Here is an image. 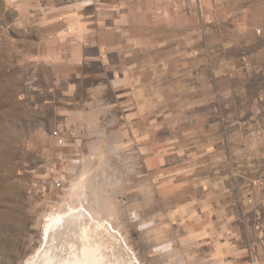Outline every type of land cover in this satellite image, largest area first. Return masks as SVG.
<instances>
[{
  "label": "rangeland",
  "instance_id": "374dc122",
  "mask_svg": "<svg viewBox=\"0 0 264 264\" xmlns=\"http://www.w3.org/2000/svg\"><path fill=\"white\" fill-rule=\"evenodd\" d=\"M5 1L0 210L17 209L19 220L16 233L0 229V250L5 237L16 241L15 259L0 252V264H170L156 247L170 235V207L185 200L165 191L222 193L237 207L240 243L264 264V0H165L133 53L132 128L119 134L125 120L105 119L108 133L82 134L92 147L82 151L48 102L59 99L51 69L6 25Z\"/></svg>",
  "mask_w": 264,
  "mask_h": 264
},
{
  "label": "crops",
  "instance_id": "0c3cea01",
  "mask_svg": "<svg viewBox=\"0 0 264 264\" xmlns=\"http://www.w3.org/2000/svg\"><path fill=\"white\" fill-rule=\"evenodd\" d=\"M166 3L5 1L7 13L13 11L6 25L18 29L24 44L29 42L32 59L52 71L49 86L59 99L48 102L54 103L64 132L76 137V150L92 148L87 147L90 143L82 144V134L108 133L110 123L105 119L125 120L119 134L132 128L135 116H128L131 109H126L124 102L129 95L133 53L149 42L151 21L164 14ZM142 163L148 171V183L138 191L145 204L151 194L150 160L143 158ZM170 192L159 196L185 201L171 206L166 214L164 225L170 235L156 247L166 260L172 264H256L251 249L240 243L239 224L231 217L237 214V207L222 193Z\"/></svg>",
  "mask_w": 264,
  "mask_h": 264
},
{
  "label": "bare ground",
  "instance_id": "6f19581e",
  "mask_svg": "<svg viewBox=\"0 0 264 264\" xmlns=\"http://www.w3.org/2000/svg\"><path fill=\"white\" fill-rule=\"evenodd\" d=\"M17 209L10 208V209H2L0 210V229L8 230L11 233H16L17 231V221L18 219ZM60 216H56L51 219L52 222H58L60 220ZM18 219V220H17ZM50 223L46 227V234L49 233ZM13 238L5 237L1 240L2 248L0 250L1 254L6 255L9 259H15L16 253L15 250V242L12 241ZM44 256V255H43ZM48 256V255H47ZM50 258V257H48ZM47 259V258H46ZM45 259V260H46ZM52 260V259H50ZM48 260V261H50ZM47 261H45L46 263ZM50 264V263H49Z\"/></svg>",
  "mask_w": 264,
  "mask_h": 264
},
{
  "label": "built area",
  "instance_id": "2783aa9c",
  "mask_svg": "<svg viewBox=\"0 0 264 264\" xmlns=\"http://www.w3.org/2000/svg\"><path fill=\"white\" fill-rule=\"evenodd\" d=\"M52 135L54 136V138L56 139L58 145H62L65 141H64V137L61 136L59 130L56 129V131L52 132ZM55 184L57 186H60L61 182L59 180L55 181Z\"/></svg>",
  "mask_w": 264,
  "mask_h": 264
}]
</instances>
